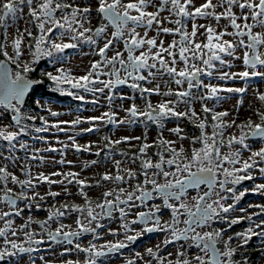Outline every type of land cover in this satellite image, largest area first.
<instances>
[{
	"label": "snow or ice",
	"instance_id": "1",
	"mask_svg": "<svg viewBox=\"0 0 264 264\" xmlns=\"http://www.w3.org/2000/svg\"><path fill=\"white\" fill-rule=\"evenodd\" d=\"M25 10L31 27L21 28L18 21L24 18ZM94 18H99V26H93ZM0 30V107L11 112L12 121L0 126V140L7 142L9 153L0 152V160L5 161L0 165V202L8 208L0 210V262L20 257L17 264H27L24 255L37 252L45 243L46 234L53 243L74 244L75 251L87 254L85 264H97L100 257L120 253L143 236L162 232L165 238L161 244L146 248L149 259L136 252L135 259L129 258L125 264H251L247 257L238 260L236 256L254 237H264V204H249L248 208L238 205L250 193L264 196V183L241 187L247 181H255L257 173L264 178V91H253L260 107H252V115L244 120L239 119L238 108L233 114L219 111L215 103L210 106L209 102L220 100L221 93H236L238 104L243 105L244 94L250 90L247 84L222 87L213 82L214 77L264 80V0H201L198 4L196 0H88L86 4L76 0H0ZM167 36L172 39L166 41ZM83 45L93 46L99 59L91 60L84 73L77 75L71 67L64 66L68 62L65 53ZM46 58L59 64L55 71L43 73L56 92L79 101L86 100L82 93L104 94L108 111L54 123L45 116L25 112V96L35 85L43 84V80L31 79L29 74ZM232 60H240L244 70L217 76L218 65L231 67ZM120 85L135 90L144 100V107L135 103V96H118ZM153 95L162 99L154 104L150 99ZM116 99L133 101L122 108L127 113L123 119H118L113 107ZM91 102L98 103L95 99ZM36 103L44 109L39 101ZM45 110L51 117L62 115L51 107ZM3 115L0 112V117ZM140 117L145 125L140 136L113 139L105 135L103 147L81 145L75 136H69L71 145L58 141L62 149L49 146L31 150L33 161L45 160L37 153L62 151L70 146L77 152H92L95 148L96 156L104 152L105 161L114 164L115 172L106 169L94 183L75 171H41L34 175L32 166L20 163L13 154L17 145L29 150L19 140L30 127L25 121L40 120L42 126L35 127L38 133L52 129L64 132L67 129L61 125L88 123L89 127L81 129L88 133L98 132L100 124H135ZM172 120L187 121L199 134L189 135L179 123L167 128L166 123ZM149 124L161 130L151 142ZM13 127L17 130H10ZM165 131L176 139L167 138ZM184 141L189 142L188 148ZM120 145H126L128 151L120 150L119 154L131 164L139 161L138 169L122 167L123 161L113 158L112 150ZM54 162L73 163L64 159ZM99 163L91 160L83 168ZM9 164L19 167L24 178L9 170ZM40 185H47L48 191L41 194L37 190ZM52 185H60L62 191H53ZM68 185L78 186L76 193ZM98 187L105 190L93 200L89 190ZM193 191L195 195H191ZM62 193L66 197L79 195L84 202H64L59 207L53 204L47 209L46 219L29 215L20 225L15 224V217L24 211L19 201H24L29 210H40L41 202L49 197L55 200ZM157 196L162 204L149 206L147 211H134ZM249 208L259 211L249 212ZM166 209L170 210L169 220H163ZM234 212L243 215H230ZM70 213L76 214L75 228L61 220ZM114 214H118L120 226L108 227L106 231L116 239L103 244L89 241L87 247L76 242L85 234H92L93 240L101 239L98 229L105 228L102 222L113 219ZM219 221L227 223L228 228L244 221L250 223L244 231L225 239L224 228L211 227ZM50 222L59 226L52 230ZM34 224L40 232L32 227ZM121 235L123 239L119 238ZM176 244L179 248L175 253L164 252ZM72 251L73 248H65L60 255ZM39 259L42 264H52L43 256ZM29 260L36 264L30 256ZM62 264L80 261L64 259Z\"/></svg>",
	"mask_w": 264,
	"mask_h": 264
},
{
	"label": "built area",
	"instance_id": "2",
	"mask_svg": "<svg viewBox=\"0 0 264 264\" xmlns=\"http://www.w3.org/2000/svg\"><path fill=\"white\" fill-rule=\"evenodd\" d=\"M197 4L201 2V0H196ZM201 23H204L205 21L201 20L199 21ZM224 23V22H222ZM166 41H170L167 37H165ZM239 54V53H238ZM243 66L242 62L240 60H233L232 66L228 67V69H233L235 66ZM244 69V66H243ZM227 83H237L240 84L241 80H225ZM243 83V82H242ZM120 100V99H116ZM36 101H39L41 105L44 106V109H42L39 105L38 106V116H45L50 123L57 122L59 120H74L77 117L81 118H87L90 116H98L101 115L103 112H105L104 108L101 110L100 106H102L100 99L98 100V103H92L91 105H87L82 110H70L62 105H60L58 102H56L52 98L47 97H38ZM123 101V100H122ZM126 101V99H125ZM115 102V101H114ZM238 104V101L236 105ZM47 107H51L54 111L61 112L62 115L59 117H51L49 113L45 110ZM114 109L118 111V119L122 118L125 115V112L123 110L120 111L122 108H127L128 106H121L118 104L113 103ZM121 107V108H120ZM108 111V107L107 110ZM36 127L42 126L41 121H36ZM6 125V119L4 115L0 117V126ZM90 125L88 123H82L80 125H77L75 127L69 126V125H61V127L66 128L67 130L64 132H59L55 129L50 130L49 132H36L35 128H32L29 133L22 138H19L21 143H24L28 146V151L26 152L23 149L19 148V145H17L16 149L13 150V154L16 157L20 158V163H28L32 166V172L35 175L38 172H45L46 174L51 173L53 171H75L79 172L81 177L88 178L91 182H95L96 179H99L100 174H102L106 169L112 170V162L111 161H105V153L102 152L100 156H96L94 153L96 151L95 148H93L92 152H77L74 148L71 146L62 151H56V152H40L37 153V155H42L45 157L44 161L40 160H30L31 156V150L32 149H44L49 146L55 147L57 149H62L63 145L62 143H58V141L67 143L71 145V141L68 139L69 136H75L76 142L81 145H87L89 143L98 144L100 147H103L104 143L102 140V129L109 130L107 132L108 136L111 138H118L126 135H136L140 136L142 133L139 129H131L128 128L125 124L124 125H110V124H100V130L98 132H88L83 133L81 132V129L87 128ZM0 152L3 153V155H8V147H0ZM111 155L115 157L117 154L114 153V151L111 152ZM61 159H64L66 161H72L73 163L71 165L67 164H59L55 163L54 161H59ZM91 160H98L100 163L95 166H91L88 168H83V165L85 162H90ZM5 161L0 160V165H2ZM83 168V170H82ZM9 170L15 171L17 175L21 176L23 179L22 173L19 171V167L13 168L11 164H9ZM113 169L112 171H114ZM53 179H60V177H53ZM10 187H14L13 185H9ZM69 189L76 193L77 187L76 185H68ZM115 187V186H114ZM51 189L53 191H62V188L60 185H52ZM19 191V189H16ZM41 192V194H44L46 191H48L47 185H40L37 189ZM105 188L98 187L93 188L89 190V195L95 200L96 196L103 192ZM256 197H253L250 199L249 204H264V201H254L256 200ZM263 199V198H262ZM59 202H68L72 203L75 202L77 204H82L84 201L79 195H73L70 197H66L61 195V197L55 198V200L51 197L47 198L46 201L41 202L42 208L40 210L33 207L32 209H28L24 207L25 202L19 201L18 204L21 208H24V211L21 216L15 217V224L18 226L21 223H23L29 215L33 216L35 219L43 220L47 217V209L55 204L56 207H59L57 203ZM152 202L151 205L152 206ZM148 210V208H142V209H134V211H143ZM0 210H8L7 206L0 202ZM170 214V212H167ZM134 218V217H130ZM167 217L163 215V219H166ZM75 219L76 214L70 213L69 215L61 218L62 222L66 225H71L72 228H75ZM258 219V218H256ZM102 223L105 224V228L98 229L99 232L102 233V238L98 240H93L92 234H85L79 238L78 241L81 243L82 246L87 247L89 244V241H93L97 244H103L107 240H113L116 239L115 237L109 235L106 231V228H119L120 226V220L118 214H114V218L111 220H104ZM3 226V222L0 221V227ZM59 224L56 222H50V228L54 230L56 227H58ZM32 227L37 231L40 232V228L38 225H32ZM67 230V229H66ZM120 239H123V236L121 235L119 237ZM165 238V233L162 232H156L153 235H145L136 244L130 245L129 247L122 249L120 253H117L114 255V257H111L107 260H99L97 261V264H123L126 262L127 259H135V253L140 252L142 255L145 256V259H149V257L146 254V248L148 247H155L157 244H161L163 239ZM45 243L39 246V250L37 252H34L32 254H25L24 255V261L27 262V264H31V260H29V256L31 259H34L36 261V264H42L41 260L39 259L41 256L45 257V259L51 260L52 264H62V261L64 259H73V260H79L81 264L85 263L87 260V254L83 252H77L74 250V244L69 245L67 243H53L52 241H49L47 239V235H44ZM0 244H2V238H0ZM49 245L51 247H49ZM163 247V245H161ZM259 247L262 250V255L259 259L261 264H264V237H259ZM65 248H73V251L70 254H66L65 256H61L60 253L63 252ZM179 248V244H176L175 246H168V248L164 249V252L167 253L168 251H171L173 253L176 252V250ZM192 251H196L193 249ZM21 260L20 257H18L15 261L11 259V261L6 262H0V264H17ZM137 264H143L142 261H137Z\"/></svg>",
	"mask_w": 264,
	"mask_h": 264
},
{
	"label": "rangeland",
	"instance_id": "3",
	"mask_svg": "<svg viewBox=\"0 0 264 264\" xmlns=\"http://www.w3.org/2000/svg\"><path fill=\"white\" fill-rule=\"evenodd\" d=\"M76 2L80 3V4H86L88 2V0H76ZM99 23H100L99 18H94L93 19V26H99ZM18 25L21 28H23L25 26L31 27V25L28 23L27 10H25L24 18L19 19ZM10 31H12V29H10ZM152 34H154V33H150V35H152ZM167 38L170 39V40L172 39L171 36H167ZM177 39H178V37H177ZM92 48H93V46H91V45H83V47L78 49V51H76L75 53H73V54L68 56V62L64 66L65 67H71L73 69L74 73L77 74V75L83 74L84 70L89 66V63H90L91 60L99 59V57L96 56L95 51H93ZM121 48H122V45H121ZM109 54L111 55V53H109ZM25 59H30V56H25ZM229 59H231V58H229ZM58 66H59V64H53V66H51L50 68L46 67V69H48L49 71H55V68L58 67ZM243 70L244 69H243L242 65L239 66V67L235 66L231 70L228 69L226 67V65H218V71H217L216 75L218 76L221 72H240V71H243ZM157 82H160V81H157ZM213 82L219 84L222 87H242V86H245L246 84L249 86L250 90L245 95V99H244L243 105H239L238 104V106H237L238 109L241 108L239 110V113H238L240 120H244L247 117H249L250 115H252V107H260L259 101L256 100L254 95H253V91L255 89H257V88H259L260 91H264V80H255V79L251 78L248 81H244L243 80V83L241 81L240 84H237V83L231 84V83H227L225 80H218V79H216L214 77L213 78ZM173 87H174V85H173ZM162 90H164L163 87H162ZM126 92L129 93L130 96H135L136 97L135 103L137 105H139L141 108L144 107V101H143V99H141L139 97V94L136 91L124 90L123 92H121V94L125 95L124 93H126ZM38 94H39V90L36 89L32 93L31 96L38 95ZM31 96L29 97L25 107L30 102ZM99 97H100V101H101V104H102V106H100V108H101V110L104 108L105 109L104 111H106L107 107H108V103H107V101L105 99L104 94H100L99 93ZM150 99L155 104L159 100H161L162 97L153 95V96L150 97ZM238 99H239V95L236 94V93H221V99L218 100V101H215V102H211L210 101L209 105L212 106L213 103H215V106H216L217 110H219V111L227 110V111L235 114L234 109H236V103H237ZM132 102H133L132 100L126 99V101L125 100H123V101L122 100H115L114 103L118 104V105H121V106H129ZM88 105H91V104H88ZM66 107H68V106H66ZM181 107H183V106H181ZM196 107H197V110H199V107H200L199 104H197ZM1 109L2 108H0V112H4V117L6 119V125L10 124L11 122H10V118H9L8 113L6 111H4L3 109L2 110ZM25 110H27V111L30 110V114H33V111L30 109V105H28L27 108H25ZM121 110L122 109H120V111ZM33 115H35V114H33ZM126 115H127V113H125V115L122 118H120V119H123ZM253 119H256V118L253 117ZM138 120H139V122H142L144 120V118L140 117V118H138ZM25 123L29 124V126H30L29 128H35L36 124H37L36 121L35 122L25 121ZM177 123H180V122H176V121L167 122L166 123V127L167 128L174 127V126H176ZM125 125L128 128H131V129H139V130H141L142 133L140 135H142L144 133V131H145V126L142 125V124H139V125H134V124L128 125V124H125ZM10 130H17V129L15 127H13ZM108 131L109 130H107L105 128L102 129V132H101L102 138L105 135H108L107 134ZM160 131L161 130L157 129L155 126H148L147 133H148L149 141L151 142L152 140L156 139V137H157V135H158V133ZM164 135L167 138H169V139H176V137L174 135H171L167 131L164 132ZM22 139L20 141H22ZM114 139H116V138H114ZM103 143H104V141H103ZM183 143H184V146L186 148L189 147V142L188 141H184ZM0 144H1V140H0ZM6 146L8 147L7 142H4L3 144L0 145V147H6ZM258 146L259 145H254V147H258ZM120 150L128 151L126 145H120L116 149L112 150V151H114V153L117 154L113 158L115 160H122L123 161L122 167H133V168L138 169L139 161H137L136 164H131V162H130V160L128 158H126L124 156H121L119 154ZM247 155H248V153H245V158L247 157ZM111 169L112 170L115 169L114 164H112ZM112 172H115V170L112 171ZM256 176H257V178H256L255 181L251 182L249 185L247 184V182H245V185L243 187H251L254 183H264V178H261L258 173L256 174ZM161 182H163L162 179H161ZM108 186L109 187H114L115 185L114 184H108ZM101 193L96 196L95 200L101 197ZM252 197L253 196H251L250 198H252ZM250 198H248L246 200L245 206H243V207L248 208ZM262 200L264 201V196L259 195V196L256 197V200H254V201H259L260 202ZM151 202L153 203L152 205L162 204L163 203L162 199L157 196L156 199L148 201L146 206H141V207H139L137 209L148 208L151 205ZM61 203H64V202H59L57 204L60 205ZM167 212H169V210L166 209L164 211L163 215L166 216V217H169V214ZM249 212H252V210H249ZM232 214H238V212H234ZM241 215H243V213H241ZM249 223L250 222H248L246 224V227H243L241 230L244 231L249 226ZM230 235H233V234H230ZM111 257H114V255H108V256L100 257V258H98L97 261H99V260H107V259H110ZM17 258L18 257H13L12 260L15 261Z\"/></svg>",
	"mask_w": 264,
	"mask_h": 264
},
{
	"label": "trees",
	"instance_id": "4",
	"mask_svg": "<svg viewBox=\"0 0 264 264\" xmlns=\"http://www.w3.org/2000/svg\"><path fill=\"white\" fill-rule=\"evenodd\" d=\"M0 31H2V30H0ZM78 49H80V48H78ZM78 49L66 50L65 55L68 57L69 55H71V54L75 53L76 51H78ZM0 58H2V57H0ZM53 64L54 63H53L52 58H46V59H44V60H42V61H40L38 63L37 70L35 72L29 74V77H31L33 79L43 80V84L37 85V90H39V94L31 96V100L27 104V106L30 105V109L33 111V114L38 116V106H37V103L35 101V97L36 96H47V97L53 98L60 105L68 106L71 110L82 109L84 106H86V104L90 103L93 99L96 100L97 98H99V94L98 93L95 94V96H93L92 93H82L83 95H85L86 100L85 101H79V100H76L72 96H67V95H63V94H60V93L56 92L55 89H54V86L51 84V82L48 81L47 78L43 75L44 72L49 71L48 69H46V67L50 68L51 66H53ZM123 89H130L132 91H135V90H133L130 87L125 86V85H123V86L118 88V90H120V91H122ZM27 106L26 107L24 106V107L27 108ZM25 108H23V110L25 112L30 113V110L27 111V110H25ZM6 112L8 113V111H6ZM36 121L38 122V120H36ZM172 121H176V120H172ZM28 122H30V121H28ZM176 122H180L179 124L182 125L184 130L189 135H198L199 134V131L197 129H195L187 121H176ZM139 124L144 125V123L143 122H139V120L134 125H139ZM149 126H155L157 129H159L155 124H149ZM4 142H6V141L1 140V144H3ZM133 151H135V149ZM251 182H253V181H247V184L249 185ZM253 195H255V194H251V193L248 194L243 200H241V204H245L246 200L248 198H250L251 196H253ZM250 250L251 249L249 247L245 248V252L246 253H248Z\"/></svg>",
	"mask_w": 264,
	"mask_h": 264
},
{
	"label": "flooded vegetation",
	"instance_id": "5",
	"mask_svg": "<svg viewBox=\"0 0 264 264\" xmlns=\"http://www.w3.org/2000/svg\"><path fill=\"white\" fill-rule=\"evenodd\" d=\"M37 66H38V64L34 66L36 68V70H37ZM8 115H9V118H11V112L10 111H8ZM244 185H245V183H244ZM244 185H242L241 187H243ZM191 195H195V192L193 191L191 193ZM241 206L243 207L244 204H241V201H240L238 207H241ZM169 212H170V210H169ZM230 215H232V216H238V215H241V213L240 212H238V214H232V213H230ZM170 218H171V215L169 214V217H167L166 220H169ZM182 219H183V217H182ZM163 220H165V219H163ZM248 222L249 221H244V222H242L240 224L234 225L232 228H228L227 223H225L224 221H219V222L214 223L211 227L212 228H224L226 230V235H225L224 238L227 239V236L228 235H230V234H233L234 235V233H236V232H241L242 231L241 229L243 227H246V224ZM183 226H184L183 224L180 225V227H183ZM205 230H211V228L205 229ZM248 245L245 246L243 249H240L238 251L237 256H236V259L241 260V259H243V257H247L248 260L251 262V264H260L259 259L261 257L262 251H261V248L258 245L257 237H254L249 242ZM247 247H249L251 249L248 253L245 252V248H247Z\"/></svg>",
	"mask_w": 264,
	"mask_h": 264
},
{
	"label": "water",
	"instance_id": "6",
	"mask_svg": "<svg viewBox=\"0 0 264 264\" xmlns=\"http://www.w3.org/2000/svg\"><path fill=\"white\" fill-rule=\"evenodd\" d=\"M0 59H2V58H0ZM30 78H31V77H30ZM31 79H33V78H31ZM120 86H121V85H120ZM118 87H119V86H118ZM36 88H37V85L34 86V90H31V89H30V94H29V95H26V96H25V104H26V102L28 101L30 95L36 90ZM25 104H24V106H25ZM150 234H152V233H150ZM150 234H149V235H150ZM137 241H138V240H137ZM137 241H136V242H137ZM136 242H133V243H136ZM84 264H85V263H84ZM123 264H125V263H123Z\"/></svg>",
	"mask_w": 264,
	"mask_h": 264
}]
</instances>
